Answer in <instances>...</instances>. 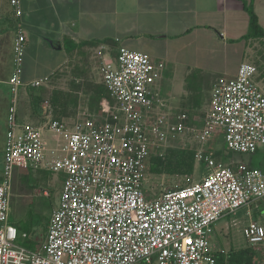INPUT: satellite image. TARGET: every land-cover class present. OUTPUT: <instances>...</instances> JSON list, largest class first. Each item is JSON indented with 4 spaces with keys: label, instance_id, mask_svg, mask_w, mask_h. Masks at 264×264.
Returning <instances> with one entry per match:
<instances>
[{
    "label": "built area",
    "instance_id": "1",
    "mask_svg": "<svg viewBox=\"0 0 264 264\" xmlns=\"http://www.w3.org/2000/svg\"><path fill=\"white\" fill-rule=\"evenodd\" d=\"M9 2L20 16L19 0ZM25 44L20 32L8 82L13 100L5 180L0 182V264H216L215 225L246 206L264 207V174L198 150L195 158L206 163L200 179L185 177L183 186L148 199L146 162L169 147L167 133L187 130L198 132L202 145L218 130L226 147L239 154L254 155L264 148V92L256 81L257 68L242 63L235 77L216 81L203 126L196 130L186 113L173 117L161 111L163 104L152 93L161 69L148 54L120 48L113 57L101 48L99 75L109 95L101 102V113L83 112L73 124L49 120L35 126L18 121L17 92L48 79L24 82ZM46 131L55 136L53 147L44 138ZM16 167L65 176L60 207L37 250L18 245L28 235L10 223ZM243 235L249 246L264 245V225L257 221L246 225Z\"/></svg>",
    "mask_w": 264,
    "mask_h": 264
},
{
    "label": "rangeland",
    "instance_id": "2",
    "mask_svg": "<svg viewBox=\"0 0 264 264\" xmlns=\"http://www.w3.org/2000/svg\"><path fill=\"white\" fill-rule=\"evenodd\" d=\"M246 3L248 8L256 13L259 24L264 29V0L254 2L248 0ZM14 13L15 9L10 4L9 7L0 8V34H2L1 39H4L0 48L1 183L5 180L3 151L6 143L8 111L13 100L8 81L14 70V45L19 25ZM246 16L245 36L235 41H232L231 35L226 42H222L220 38L223 35L219 33L194 30L190 35L177 41L159 43L148 49L153 63L162 68H160L161 77L152 88V93L163 104L161 111L164 114L169 112L171 116L176 117L186 113L190 118L189 125L200 130L203 126V118L209 109L214 84L220 78L235 77L234 73L242 63H249L257 68L256 81L264 92V38L248 39L250 20L247 14ZM29 33L36 35L30 37ZM27 37L23 80L26 84L48 80L36 88L24 85L18 89L17 107L20 123L38 126L46 124L49 120L65 122L63 119H70L73 113L81 108L83 112H87L90 110L93 91L98 86L108 97V90L101 83L100 75L97 73L98 63L93 58L95 50L85 52L70 63L69 45L64 46V51L55 50L45 41L52 42V39L39 28H32ZM197 133H190L189 130L185 134L167 133V145L206 150L210 143L201 146L196 137ZM54 137L48 131L44 133L49 147L54 146ZM210 142L219 153L215 156L217 158L215 160L225 164L232 162L250 164L264 174V148L255 155L239 154L229 151L228 148L225 150L222 139ZM225 154L235 159L221 161V158H225ZM151 159L150 157L146 162L144 182V193L148 199L183 186L185 177L200 179L206 168V163L199 162L195 158V171L191 176L157 175L150 171L153 164ZM64 181L63 173L44 169L19 167L13 169L9 202L10 223L20 232L24 231L28 234L27 239L20 238L18 245L37 250L36 245L41 246L44 243L51 216L60 207ZM251 221L264 225V207L249 205L240 209L236 215L221 219L215 225L212 238L213 250L227 254L231 250L247 248L248 243L243 235V228ZM256 253L258 263L264 264V245L256 247Z\"/></svg>",
    "mask_w": 264,
    "mask_h": 264
},
{
    "label": "crops",
    "instance_id": "3",
    "mask_svg": "<svg viewBox=\"0 0 264 264\" xmlns=\"http://www.w3.org/2000/svg\"><path fill=\"white\" fill-rule=\"evenodd\" d=\"M247 1L19 0L22 13L17 16L15 10L14 14L19 21L17 37L20 32H23L27 43L28 32L32 28H39L48 38L52 39L54 46L61 47L60 50H55L64 51V46L69 45L70 63L74 62L78 56L84 55L85 52L95 50L93 58L98 63L97 73H99L98 50L101 48H105L109 52H118L120 48H126L149 55L148 49L154 45L177 41L190 35L194 30L219 33L223 35L220 38L222 42H226V39L231 35L233 36L232 41H235L239 37L245 36L246 14L250 20L249 12L246 9ZM9 4V0H5L2 7H9ZM29 34L30 37L36 35V33ZM1 35L0 48L4 41L1 39ZM45 41L49 44V40ZM237 72L238 70L234 73L235 76ZM82 109L74 112L70 119H63V121L73 124L78 115L83 113ZM88 111L98 114L92 110ZM7 134L8 127L6 141ZM198 150L205 149H195L196 152ZM205 151L208 152L207 149ZM23 233L26 232H20V234ZM36 246L39 248L40 245Z\"/></svg>",
    "mask_w": 264,
    "mask_h": 264
},
{
    "label": "trees",
    "instance_id": "4",
    "mask_svg": "<svg viewBox=\"0 0 264 264\" xmlns=\"http://www.w3.org/2000/svg\"><path fill=\"white\" fill-rule=\"evenodd\" d=\"M250 16V34L247 36L248 39L252 38H264V29L259 24V18L256 13L251 10V8L246 7ZM118 52H113V57L117 56ZM94 94L92 96V102L89 104L90 110L101 113V102L103 99H108L106 93L100 86L94 89ZM100 104V106H99ZM211 141L216 142L217 139H222L224 143V149L227 150L225 145L223 133L217 131L212 137ZM208 152L212 153L214 159L217 154H219L216 149L208 145ZM230 151V150H229ZM195 155L196 151L186 148H177V147H168L162 155H152L151 166L152 174H167V175H186L191 176L195 171ZM229 154H225V158H221V161H227L235 158H229ZM217 161V160H216ZM220 162V160H218ZM251 168H254L252 165L248 164ZM216 264H259L257 259L256 247L249 246L240 250H231L227 254L225 253H215Z\"/></svg>",
    "mask_w": 264,
    "mask_h": 264
},
{
    "label": "water",
    "instance_id": "5",
    "mask_svg": "<svg viewBox=\"0 0 264 264\" xmlns=\"http://www.w3.org/2000/svg\"><path fill=\"white\" fill-rule=\"evenodd\" d=\"M49 44H50V46H51L52 48H54V49H57V50H60V49H61V47H56V46H54L53 42H51V41H49Z\"/></svg>",
    "mask_w": 264,
    "mask_h": 264
}]
</instances>
